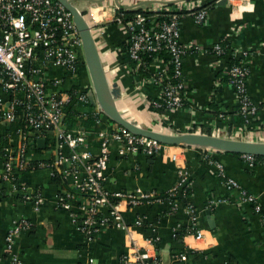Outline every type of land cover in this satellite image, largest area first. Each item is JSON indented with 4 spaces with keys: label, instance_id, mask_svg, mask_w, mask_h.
<instances>
[{
    "label": "crops",
    "instance_id": "crops-1",
    "mask_svg": "<svg viewBox=\"0 0 264 264\" xmlns=\"http://www.w3.org/2000/svg\"><path fill=\"white\" fill-rule=\"evenodd\" d=\"M95 1L99 0L80 1L78 6L84 9L91 5L85 14H91L94 39L110 89L117 92L115 105L126 119L137 122L142 128L161 133L167 131L168 134H205L202 130H211L212 134L220 131L225 135L217 136L225 138L238 134L242 129L247 138L264 143V0H227L226 4H219L218 0L217 4L207 9L205 24H198L189 16L181 17L180 43L187 47H199V50L188 53L183 59L186 110L161 115L155 113L149 99H155L159 92L155 85L149 82L139 89L131 67L123 60L127 57V51H121L126 43L129 46V36L124 27L114 24L117 0ZM142 2H151V10H158L162 4L169 2L165 5L167 10L184 11L187 3L200 4L201 7L207 0H124L121 3L122 8L134 6V10L129 11H137L139 7L136 6ZM218 43L229 48L226 58L219 59L212 51V47ZM235 50L248 54L245 61L250 70L249 93L260 108L249 128H244L246 121L239 114L234 90L229 83L221 81L227 76L228 61ZM242 57L241 53H237L236 58ZM159 68L163 66L154 61L148 64L150 74ZM80 81L81 78H78L76 83ZM67 86L64 87L67 89ZM95 109H80L76 117L79 125L72 129L85 128L80 125L82 119H87L88 113ZM69 110H66V121ZM221 114H224V119L220 118ZM241 118L244 121L241 122ZM116 127L103 115L100 123L85 128L90 132L89 141L95 154H98L100 145L96 133ZM6 131L7 126L0 124V135ZM13 138L14 144L18 143V136L13 135ZM36 146L38 148V143ZM48 146L46 144L45 148L40 149L42 152L31 150L29 156L32 162L50 160L53 155ZM203 149L187 148L184 151L190 186L177 196L176 210L167 202L147 203L138 207L123 203L125 223L135 229V239L143 251L150 250V255H153L151 251L155 249L160 264H264L262 215L255 205L243 203L236 192L226 188L216 166L204 160ZM179 152L177 148L171 149L172 154ZM208 153L223 164L228 178L235 180L242 190L255 197L257 205L264 211V161H257L255 167L251 168L243 155L215 150ZM178 167L166 154L152 157L141 151L122 154L119 146L113 144L105 188L113 193L144 192L161 197L177 185ZM49 178V172L42 169L20 176L22 184L39 189L44 195L46 202L37 211L31 204L23 202L21 194L12 193L8 186H2L0 264H13L15 258L21 264H86L91 260L93 264H121L130 248L127 233L108 227L86 241L73 223L70 212L57 207L59 194L70 185H51ZM77 199L78 202L82 200L80 196ZM189 206H193L197 212V227L204 233L203 240H197L193 234V224L187 213ZM138 219L143 221L141 227H135ZM20 220L29 221L31 228L21 233L13 248L9 249L8 232Z\"/></svg>",
    "mask_w": 264,
    "mask_h": 264
},
{
    "label": "built area",
    "instance_id": "built-area-1",
    "mask_svg": "<svg viewBox=\"0 0 264 264\" xmlns=\"http://www.w3.org/2000/svg\"><path fill=\"white\" fill-rule=\"evenodd\" d=\"M117 2L118 11L123 3ZM76 5L84 14L91 8V5L80 8L78 2ZM199 6L200 4L187 3L184 10L188 14L185 16L193 18L198 24H205L208 10L195 11ZM166 8L162 4L158 10L152 11L161 12ZM139 9L146 11L148 8L143 6ZM115 19L129 36L126 56L136 64L134 72L139 76L138 88L141 89L149 82L159 88L152 103L154 110H163L164 114L186 110L183 59L188 53L198 52L199 47H187L180 43L181 17L169 14L165 20L158 21L157 17L143 14L126 19L122 14ZM91 28L94 36V27ZM212 51L219 59L229 55V48L219 43L212 47ZM237 53H241L243 57L236 58ZM162 54H167L170 60L166 62ZM247 55V52L235 50L230 56L239 62L230 64L226 72L238 99L239 114L246 121L244 128L251 126V121L260 109L249 93L250 70L245 61ZM83 58L85 60L83 42L73 16L57 0H0V124L7 126V131L0 135V191L3 185L8 186L12 193L21 194L23 202L31 204L37 211L46 202L44 195L39 189L22 184L20 176L37 169L49 172L50 177L59 176L70 187L59 194L57 207L70 212L73 223L86 241L95 238L105 228L115 227L127 233L130 246L121 264H160L155 249L151 251L153 255H150V250L143 251L139 246L135 239V229L124 221L122 204L138 207L147 203L167 202L176 210L177 196L190 186L184 165V151L188 147L164 145L118 126L114 130L96 133L95 137L100 145L98 154H95L89 141L90 132L85 128L69 130L66 124V110L71 105L87 106L92 103V83L73 89V84L80 78ZM145 58L163 66L152 78L142 74L143 68L146 70L148 65ZM65 85H68L67 89ZM95 107L92 115L96 118V123H100L104 114L98 105ZM224 117V114L220 115V118ZM12 127L13 131L10 132ZM162 133L168 134L167 131ZM219 133L220 131H216L212 135L217 136ZM243 134L241 129L238 134L225 138L233 139L234 136L242 137ZM13 135L19 138L16 144ZM42 139L45 140V145L49 144L53 156L47 161L32 162L29 153ZM113 144L119 146L122 154L138 151L151 157L166 154L176 162L179 166V180L168 193L170 200L166 201L154 193L109 192L105 188L106 171ZM173 148L180 152L172 154ZM210 150L212 149H203L204 160L216 166L229 191L236 192L243 203L255 205L264 221V211L257 205L255 197L226 176L223 164L211 157L208 153ZM243 158L249 167H255V156L243 155ZM78 196L82 198L80 202L77 201ZM187 213L191 217L194 236L197 240H203L204 233L197 227L198 215L195 208L189 206ZM142 225L141 219L135 223V227ZM30 228L31 224L27 220L16 222L7 235L8 248L12 249L16 238ZM149 244L152 246L151 242ZM13 264L21 262L15 258ZM86 264H93V261Z\"/></svg>",
    "mask_w": 264,
    "mask_h": 264
},
{
    "label": "water",
    "instance_id": "water-1",
    "mask_svg": "<svg viewBox=\"0 0 264 264\" xmlns=\"http://www.w3.org/2000/svg\"><path fill=\"white\" fill-rule=\"evenodd\" d=\"M61 3L73 16V20L80 33L84 57L93 85L94 94L91 102L98 105L101 112L117 126L123 127L127 131L137 135L155 140L159 143L169 146H186L199 147L204 149H212L219 152H226L239 155H251L255 157H264V143H256L250 141L233 140L213 135L186 133V134H166L156 132L140 127L137 122L126 119L115 105L114 96L117 95L116 90H111L105 68L103 66L98 47L96 45L92 28L84 17V13L80 11L76 5L80 1L94 0H57ZM103 0L95 1L101 2ZM227 0H220L219 4H226ZM119 5V3L117 2ZM164 3V5H168ZM151 2L139 3L136 7L150 8ZM128 10H134V6L126 7ZM115 87V86H114ZM45 140L38 141V148H45ZM209 214V212H208Z\"/></svg>",
    "mask_w": 264,
    "mask_h": 264
},
{
    "label": "trees",
    "instance_id": "trees-1",
    "mask_svg": "<svg viewBox=\"0 0 264 264\" xmlns=\"http://www.w3.org/2000/svg\"><path fill=\"white\" fill-rule=\"evenodd\" d=\"M217 1L218 0H207V3L199 8H196L195 11H198V10H201V9H208L209 7L217 4ZM122 14H124L125 18L126 19H131L133 18L135 15L137 14H143L147 17H157L158 21H163L167 18V15L169 14H177L179 15L180 17H183L185 16L186 14H188V12H186L185 10H180V11H175V10H162L161 12H155V11H152V10H149L147 9L146 11L145 10H142V9H139L137 11H127L125 10L124 8H120L117 12H116V17L115 18H119ZM84 17L85 19L87 20V22L89 23V25L92 27L93 23H92V20H91V14H84ZM114 24H117V22L115 21ZM128 47V44L126 43L125 46H123V49H122V53H125L127 51V47ZM224 47H227L224 46ZM163 59H165L166 62H168L170 60V57L167 55V54H162L161 55ZM123 60H125L129 66L131 67V73L135 79V83L137 84V82L139 81L137 78L139 77L138 74H135V68H136V64L132 61H130L127 57L123 58ZM145 61L150 64V62L152 61L150 58H145ZM239 61L236 60V58H234L233 56H231L229 58V61L228 63L233 65V64H236L238 63ZM142 74L146 77H149V78H152L153 74H150L148 72V65H147V68L145 70V68H143L142 70ZM137 76V77H136ZM80 78L82 81H80L79 83H75L73 84V89L77 88V89H80V87L83 85V84H91V79L89 77V73H88V69H87V66H86V62L83 58V62H82V67L80 69ZM221 81L225 82V83H229L230 84V78L229 76H224ZM155 88L159 91V88L155 86ZM233 89V88H232ZM234 90V89H233ZM150 101L151 103H153V101L156 99H152L150 98ZM94 105L93 104H89L87 106H84V105H81V104H77V105H71L70 106V110H69V113H68V121L67 122V128L69 130H73L72 128H74L75 126H78L79 123L76 122V117L77 115L79 114V110L82 109V110H89L91 111L92 109H94ZM165 111L163 110H155V113L156 114H164ZM89 117L87 119H82L80 125H82L83 127L85 128H91L93 126H95V123H96V118L93 117L92 113H88ZM109 119V118H108ZM110 120V119H109ZM113 124L114 122L112 120H110ZM240 121H244V119H240ZM253 123V121L251 122ZM255 123V122H254ZM13 129V127L11 128ZM194 132V131H192ZM202 133H205L207 135H212V131L211 130H202ZM35 148V151L36 152H42V150L38 149L37 146L34 147ZM188 148H197V147H188ZM219 152V151H218ZM256 160L257 161H264V157H256ZM48 182L51 184V185H57V186H62L63 185V182L62 180L60 179L59 176H56V177H51L48 179ZM161 198H163L164 200L166 201H169V194H166L164 196H161ZM79 264H83V263H79Z\"/></svg>",
    "mask_w": 264,
    "mask_h": 264
},
{
    "label": "rangeland",
    "instance_id": "rangeland-1",
    "mask_svg": "<svg viewBox=\"0 0 264 264\" xmlns=\"http://www.w3.org/2000/svg\"><path fill=\"white\" fill-rule=\"evenodd\" d=\"M89 73V72H88ZM90 77V76H89ZM222 134V133H221ZM220 133H219V135H221ZM222 135H225V134H222ZM249 135V134H248ZM219 137V136H218ZM226 137V136H225ZM241 138V137H240ZM240 138H239V136H236V137H234L233 139L234 140H240ZM251 138V137H250ZM250 138H247L246 137V135L245 134H243L242 135V141H250V142H256V143H259L258 141H256V140H253V139H250Z\"/></svg>",
    "mask_w": 264,
    "mask_h": 264
},
{
    "label": "bare ground",
    "instance_id": "bare-ground-1",
    "mask_svg": "<svg viewBox=\"0 0 264 264\" xmlns=\"http://www.w3.org/2000/svg\"><path fill=\"white\" fill-rule=\"evenodd\" d=\"M234 137H236V136H234Z\"/></svg>",
    "mask_w": 264,
    "mask_h": 264
}]
</instances>
